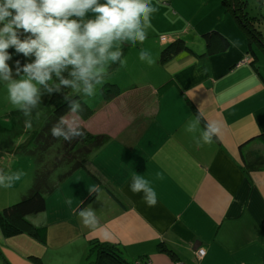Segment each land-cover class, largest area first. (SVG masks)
Returning a JSON list of instances; mask_svg holds the SVG:
<instances>
[{
    "label": "crops",
    "instance_id": "0c3cea01",
    "mask_svg": "<svg viewBox=\"0 0 264 264\" xmlns=\"http://www.w3.org/2000/svg\"><path fill=\"white\" fill-rule=\"evenodd\" d=\"M222 1L151 0L157 11L148 38L134 47L122 44L126 66L107 70L105 83L117 86L115 97L105 100L97 91L83 98L93 114L77 118L80 127L107 142L82 168L55 180L44 212L26 218L43 228L42 243L0 232L7 264H92L94 240L116 247L131 264H264V170L246 172L242 162L250 152L264 154V70ZM176 40L188 50L161 63L162 50ZM141 48L154 63L140 61ZM187 101L205 122L218 124L211 145L197 146L184 131L194 116ZM50 115L47 109L35 126ZM26 145L0 147V168L24 173L0 188V210L32 187L34 157L32 163L19 157L31 155ZM134 173L152 182L155 206L129 190ZM88 205L98 211L91 227L77 214ZM198 249L205 251L201 260Z\"/></svg>",
    "mask_w": 264,
    "mask_h": 264
},
{
    "label": "clouds",
    "instance_id": "9594fccd",
    "mask_svg": "<svg viewBox=\"0 0 264 264\" xmlns=\"http://www.w3.org/2000/svg\"><path fill=\"white\" fill-rule=\"evenodd\" d=\"M156 11L151 0H0V86L25 117V127L31 128L44 96L63 92L69 110L52 125L51 136L66 141L83 136L77 119L84 111L82 99L104 87L111 66H126L121 45L143 44ZM14 54L27 59L13 61ZM139 59L154 63L146 48L139 49ZM201 120L199 110L184 131L197 146L211 145L220 128L207 121L201 127ZM23 175L0 168V188L12 187ZM128 188L142 193L147 206L156 205V190L145 175L134 173ZM65 203L71 207L72 199ZM97 212L88 205L77 214L91 227L98 224Z\"/></svg>",
    "mask_w": 264,
    "mask_h": 264
},
{
    "label": "trees",
    "instance_id": "16d2710c",
    "mask_svg": "<svg viewBox=\"0 0 264 264\" xmlns=\"http://www.w3.org/2000/svg\"><path fill=\"white\" fill-rule=\"evenodd\" d=\"M223 5L233 18L237 21L241 30L246 34L249 40V51L253 59H256V53L253 49V41L259 44L264 50V33L254 17H251L246 12V0H223ZM264 0H260L262 5ZM262 7V6H261ZM263 8V7H262ZM262 13H264L262 11ZM264 16V14H263ZM182 50H188L185 43L181 40H176L167 45L161 52L159 61L166 62L175 54ZM10 52L13 50L10 48ZM20 60L23 64L27 58L21 55H13V61ZM170 83H166L159 88V91H164ZM105 100L115 97L117 94V86L111 83H105L104 87L99 90ZM78 98V97H75ZM51 115L47 118L43 126L39 127V133L36 136L38 148L31 151V156L34 157L35 172L33 184L27 195L19 201L6 206L0 210V232L5 239L17 237L22 234H27L31 238L43 242V228H36L27 222L26 218L31 215H37L45 210V197L50 194L55 186V180L69 176L73 171L82 168L87 156L96 149L103 146L108 137L103 135H91L84 129V135L70 141L51 136L50 128L56 121L68 113L69 101L65 99L64 93H54L50 97ZM84 108L82 120L89 118L93 114V109L82 99ZM194 116L198 111L194 106L187 101ZM205 120L202 118L201 125ZM261 138L264 139V136ZM58 145L57 152L46 158V153L51 147ZM27 149H24V152ZM243 168L246 172L264 170V154L260 151H253L246 155H242ZM59 174V175H58ZM60 174H62L60 176ZM58 177V178H57ZM91 248L94 250V260L92 264H131L123 256L120 255L116 247L106 245L94 240L91 242ZM163 245L159 249L169 253L172 252Z\"/></svg>",
    "mask_w": 264,
    "mask_h": 264
},
{
    "label": "rangeland",
    "instance_id": "374dc122",
    "mask_svg": "<svg viewBox=\"0 0 264 264\" xmlns=\"http://www.w3.org/2000/svg\"><path fill=\"white\" fill-rule=\"evenodd\" d=\"M246 1H247L246 3L247 14L255 18V21H257V24L259 23V26L261 27V31L264 33V16H263L264 13H262L263 8L261 7L264 3L261 5L260 0H246ZM253 49L258 58L257 59L258 65L260 66L261 69L264 70V50L255 41H253ZM9 63L11 65L13 61H10ZM50 97L51 95L50 96L46 95L42 98L41 107L38 110H36L30 118L32 122V126L31 128H27L25 127V123H24L25 117L15 106L11 105L8 102L6 93L3 87L0 86V147L3 150V152H6L7 150L12 151L13 148L10 149V145H19L22 142H24V144L27 143L25 149L27 148V150H31L32 152L38 148L39 143L36 142V136L39 133L38 130L39 127H36L34 123L37 122L39 118H41V116L46 112L47 109L49 110L51 109V107H53L52 106L53 104H50L49 102ZM57 146L58 145L56 144L53 147H51L50 151L46 153V158L56 154L58 150ZM14 148H16V146ZM8 154L12 155V153L9 152L5 155ZM19 157L24 161H29L30 163H32L33 157L29 154L23 153L21 151ZM26 246L29 247L28 245ZM27 250L31 251L32 249H27ZM25 261L30 263L28 259H26ZM8 263L10 262L8 261ZM0 264H7L1 256H0ZM18 264H22V263H18Z\"/></svg>",
    "mask_w": 264,
    "mask_h": 264
},
{
    "label": "built area",
    "instance_id": "2783aa9c",
    "mask_svg": "<svg viewBox=\"0 0 264 264\" xmlns=\"http://www.w3.org/2000/svg\"><path fill=\"white\" fill-rule=\"evenodd\" d=\"M262 7H263V12H264V4L262 5ZM195 255L198 260H201L205 255V251L203 249H198L196 250Z\"/></svg>",
    "mask_w": 264,
    "mask_h": 264
}]
</instances>
